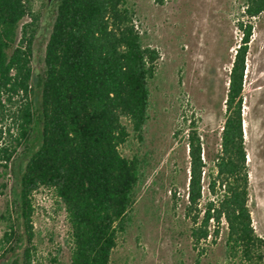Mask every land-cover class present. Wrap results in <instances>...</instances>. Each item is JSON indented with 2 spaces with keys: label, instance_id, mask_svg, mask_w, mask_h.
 <instances>
[{
  "label": "trees",
  "instance_id": "trees-1",
  "mask_svg": "<svg viewBox=\"0 0 264 264\" xmlns=\"http://www.w3.org/2000/svg\"><path fill=\"white\" fill-rule=\"evenodd\" d=\"M55 1L43 69L33 79L29 58L37 15L29 0H0V123L11 119L16 144L23 141L29 153L19 172L18 217L27 230L32 195L42 188L51 192L65 213L70 264H110L146 180L147 160L127 158L119 147L130 134L141 141L147 133L157 54L134 27L130 0ZM243 12L257 17L264 0H243ZM249 35L245 25L215 139L187 124L186 200L178 203L175 190L170 196L188 220L195 264H264V240L254 232L248 208L241 116ZM6 135L11 137L9 129L0 128V195L16 151ZM12 234L5 232L2 241ZM217 244L222 257L213 263L209 254ZM23 260L30 264L26 252Z\"/></svg>",
  "mask_w": 264,
  "mask_h": 264
},
{
  "label": "rangeland",
  "instance_id": "rangeland-1",
  "mask_svg": "<svg viewBox=\"0 0 264 264\" xmlns=\"http://www.w3.org/2000/svg\"><path fill=\"white\" fill-rule=\"evenodd\" d=\"M129 2L134 10L133 25L145 46L156 52L157 59L149 83L147 133L141 141L130 134L119 147L123 156L137 154L148 165L146 180L136 191L133 221L118 239L110 264H195L187 237L188 220L182 207H174L170 196L175 190L178 203L186 200L187 124L194 123L213 140L212 132L220 130L228 74L245 25L250 26V35L244 60L241 116L248 208L252 228L264 240V12L246 17L243 0ZM29 4L37 15L29 58L34 79L43 69L56 1L29 0ZM0 128L9 129L11 137L6 135V144L16 147L13 164L2 177L7 187L0 195V264L14 260L24 264L25 252L30 264H70L65 213L51 192L42 188L32 195V213L24 230L16 194L19 172L29 153L23 141L16 144L17 128L9 117L0 123ZM5 232H13L8 243L2 241ZM211 249V261L219 263L221 246L213 245ZM200 264H207V260L202 259Z\"/></svg>",
  "mask_w": 264,
  "mask_h": 264
},
{
  "label": "water",
  "instance_id": "water-1",
  "mask_svg": "<svg viewBox=\"0 0 264 264\" xmlns=\"http://www.w3.org/2000/svg\"><path fill=\"white\" fill-rule=\"evenodd\" d=\"M188 182V181H187Z\"/></svg>",
  "mask_w": 264,
  "mask_h": 264
}]
</instances>
